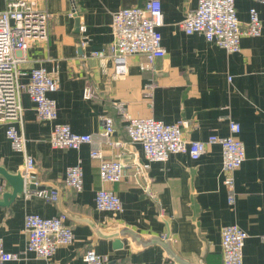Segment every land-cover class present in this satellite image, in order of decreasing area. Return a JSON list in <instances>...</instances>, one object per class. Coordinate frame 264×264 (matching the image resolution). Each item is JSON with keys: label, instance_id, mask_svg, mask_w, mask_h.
Instances as JSON below:
<instances>
[{"label": "crops", "instance_id": "obj_1", "mask_svg": "<svg viewBox=\"0 0 264 264\" xmlns=\"http://www.w3.org/2000/svg\"><path fill=\"white\" fill-rule=\"evenodd\" d=\"M33 8L50 14L47 40L31 42L19 59V83L29 72L43 68L58 83L48 94L56 104L55 123L72 133L92 136V144L78 150L53 149L47 138L52 123L40 122L28 95L20 94L21 122L16 130L25 140V152L35 162L28 184L33 189H53L56 203L23 193L9 206H0V241L9 253H22L26 245V214L41 218L65 217L72 229L71 245L57 248L48 260L21 255L7 264H85L92 250L106 264H222L220 230L237 225L246 234L242 264H264V14L253 0H234L241 26L255 8L262 22L261 36L240 39V51L226 54L203 36L185 35L181 23L198 0H159L163 14L160 29L165 56L145 70L146 58L114 60L93 58L112 42L111 14L140 7L145 0H27ZM4 7L0 0V10ZM80 26L85 27L82 34ZM86 44L81 46V42ZM228 78H231L228 81ZM153 82L151 95L146 87ZM86 91L90 97L85 98ZM121 104L130 117L152 118L164 124L181 123L182 138L206 142L211 135L226 136L228 122L240 125L239 140L245 161L234 172L235 200L227 201L222 183L221 148L206 145L197 161L175 154L165 162H147L139 145H129L120 160L126 165L123 179L109 184L100 180L98 161L89 157L100 149L114 159L100 136L102 117L111 116L113 139L127 141L126 123L115 110ZM0 126V167L20 174L22 154L14 152ZM79 165L83 173L80 193L64 186L65 169ZM143 174H137L138 168ZM3 193L10 192L8 183ZM36 184V185H35ZM115 193L121 213L95 210L98 190ZM0 194V200L2 199Z\"/></svg>", "mask_w": 264, "mask_h": 264}, {"label": "built area", "instance_id": "obj_2", "mask_svg": "<svg viewBox=\"0 0 264 264\" xmlns=\"http://www.w3.org/2000/svg\"><path fill=\"white\" fill-rule=\"evenodd\" d=\"M264 14V0H253ZM0 10V126L4 125V134L14 152L22 154L23 167L20 175L28 184L29 176L35 172L34 159L25 152V140L16 130L21 122L22 108L19 97L26 93L34 105L36 117L40 122L52 123L47 141L51 148L59 150H78L82 145L92 144V136L72 133L67 125L55 123L57 109L55 101L48 94L58 90V83L43 68H34L29 72L28 82L19 83L17 70L19 59L15 52H24L35 40H47L49 35L50 14L40 11L27 0H3ZM248 22L241 26L236 16L234 0H198L196 8L189 12L180 27L187 35L199 34L204 40L224 50L226 54L240 51V39L243 36L257 38L261 36L262 22L255 8L248 12ZM163 26V14L159 0H145L140 7L122 8L111 14L112 42L106 53L92 52L93 58L108 57L114 60L129 56L146 58L145 70L153 71L156 60L165 56L161 46L160 29ZM80 33L85 27L80 26ZM81 42V46L86 44ZM231 78H228L230 81ZM153 82L146 87V95H151ZM85 98L90 97L86 91ZM117 114L125 121L127 141L113 139L114 124L111 116H103L100 136L108 151H114L116 158L105 159L100 149H92L89 157L98 161V175L102 182L119 183L125 173L126 165L120 160L129 145H139L147 162H165L175 154L187 155L197 161L205 153L206 145L218 144L221 148L222 183L227 189V201L235 200L234 172L245 161L243 143L239 140L240 125L228 122L226 136L211 135L206 142L186 141L182 138L181 123L164 124L152 118H133L127 115L121 104L115 105ZM137 174H143L144 168H138ZM64 186L77 194L82 191L83 173L79 165L65 169ZM36 185V184H35ZM5 184H0V194ZM25 199L36 196L45 202L56 203L58 193L53 189H23ZM97 211L121 213L122 204L112 191L100 189L94 198ZM26 245L22 253H9L0 241V264L18 261L21 255L34 254L37 258L50 259L57 248L69 246L74 240L72 229L66 225L65 217L41 218L26 214L23 220ZM247 234L237 225H227L220 230V247L222 264H242V254ZM85 264H106L103 256L94 251H87L83 257Z\"/></svg>", "mask_w": 264, "mask_h": 264}, {"label": "water", "instance_id": "obj_3", "mask_svg": "<svg viewBox=\"0 0 264 264\" xmlns=\"http://www.w3.org/2000/svg\"><path fill=\"white\" fill-rule=\"evenodd\" d=\"M0 176L5 179L11 188L10 192L3 193L0 200V206H9L14 202L17 196L23 193L24 180L20 174H8L3 168L0 167ZM33 185H29L28 189L33 190Z\"/></svg>", "mask_w": 264, "mask_h": 264}]
</instances>
